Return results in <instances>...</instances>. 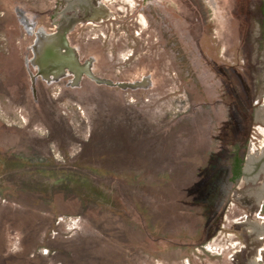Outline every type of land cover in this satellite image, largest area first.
<instances>
[{
	"label": "rangeland",
	"instance_id": "rangeland-1",
	"mask_svg": "<svg viewBox=\"0 0 264 264\" xmlns=\"http://www.w3.org/2000/svg\"><path fill=\"white\" fill-rule=\"evenodd\" d=\"M263 16L264 0H0V264L264 263V214L241 200L261 184ZM62 17L90 75L35 56Z\"/></svg>",
	"mask_w": 264,
	"mask_h": 264
},
{
	"label": "flooded vegetation",
	"instance_id": "flooded-vegetation-1",
	"mask_svg": "<svg viewBox=\"0 0 264 264\" xmlns=\"http://www.w3.org/2000/svg\"><path fill=\"white\" fill-rule=\"evenodd\" d=\"M99 14V13H97ZM71 18H66V17H62V20L61 22H69ZM29 20L26 19L25 23L27 22V25H30V24H33V23H28ZM264 16H263V20H262V28L264 29ZM68 23H66L62 28H65V26H67ZM77 24V21L73 24L72 28L67 31L66 35H65V45L63 46L64 47V53H66V65L62 68V70H58L56 71L55 73L56 74H61V75H64V74H69V73H72L73 71H77L79 72L81 75L84 74V75H88L86 74L87 70H91V63L93 62L92 59L90 62L89 59H85V58H80L78 55L76 56L73 51H71L73 48L70 46V40H69V34H71L72 30H74V26ZM56 27V26H55ZM58 27V26H57ZM57 27L55 29H52V31H57ZM54 31V32H55ZM48 42L50 43V41H47V44ZM53 42V40H52ZM39 46V44H38ZM49 47V46H48ZM62 47V48H63ZM78 50V49H77ZM43 46L42 47H39V52H34L35 53V56H41L42 58V55L44 56L43 54ZM79 51V50H78ZM41 53V54H40ZM62 53V52H61ZM78 57V59H77ZM48 62L50 60H47ZM51 62V61H50ZM79 65V66H77ZM93 65V63H92ZM58 72V73H57ZM76 72V73H77ZM55 77V76H54ZM72 82V81H71ZM239 158V156H238ZM246 161H248L247 159H245V162L241 165V175L240 177H238L237 179H231V181H238V180H243L244 178H242L243 176H245V174L247 173L246 172ZM230 167H231V164H230ZM250 173L251 175L249 176L250 178V181L248 182H254L253 184H256L258 183V180L261 178V180L259 181V183L261 182V184H257V188H253V189H249L248 191H252L253 194H252V197L249 196L247 194H245L246 197L248 198H244V199H241L245 208H247V210H252L255 206L256 207H259L258 209V214H264V157L260 158L259 160H256V162L254 164H252L251 166V170H250ZM255 192H260L258 194H255ZM258 215V216H259ZM244 215L240 214L239 216H236V219H238L239 217L242 218ZM258 218H263L264 219V215L263 216H259ZM245 223H247V220L245 221ZM257 227L256 230H263L264 232V221H261L260 225L256 226ZM243 228V226H242ZM254 233V231H253ZM222 240V239H221ZM248 255L246 254V257L250 256V251H248ZM257 260H260V261H263V258L261 259H257ZM250 263H254L252 261V259H249ZM255 264V263H254ZM258 264V263H257ZM264 264V263H262Z\"/></svg>",
	"mask_w": 264,
	"mask_h": 264
},
{
	"label": "water",
	"instance_id": "water-1",
	"mask_svg": "<svg viewBox=\"0 0 264 264\" xmlns=\"http://www.w3.org/2000/svg\"><path fill=\"white\" fill-rule=\"evenodd\" d=\"M75 22H76V20L71 18L69 20L67 26H65V28H62V26L61 27L58 26L57 31H55L51 34H46L44 32L37 34V37H39V41H38V43L37 42L36 43L39 44V46L37 44H35L34 52L36 50H39V47L43 46L42 52H43L44 56L42 55V58H43L42 62L44 64H48L49 67L55 71L56 70L57 71L62 70V68L67 64L65 61L66 60V53H64V47H63L65 45V35H66L67 31H69L72 28V26ZM50 40L51 41L53 40V42L47 44V41H50ZM51 46H53V48H51ZM45 51H46V53H45ZM47 60H50L51 62H48ZM88 75H90V73Z\"/></svg>",
	"mask_w": 264,
	"mask_h": 264
},
{
	"label": "trees",
	"instance_id": "trees-1",
	"mask_svg": "<svg viewBox=\"0 0 264 264\" xmlns=\"http://www.w3.org/2000/svg\"><path fill=\"white\" fill-rule=\"evenodd\" d=\"M264 24V23H263ZM236 150L234 151V154L231 158V167H230V171H231V179H237L238 177H240L241 175V165H242V160H240L236 154ZM20 170H22L20 168ZM35 177V176H34ZM33 178V177H31ZM30 177L28 176L26 181H30Z\"/></svg>",
	"mask_w": 264,
	"mask_h": 264
},
{
	"label": "bare ground",
	"instance_id": "bare-ground-1",
	"mask_svg": "<svg viewBox=\"0 0 264 264\" xmlns=\"http://www.w3.org/2000/svg\"><path fill=\"white\" fill-rule=\"evenodd\" d=\"M52 42V41H51ZM50 42V43H51ZM49 43V42H48ZM50 46V45H49ZM51 48H53V46H51ZM50 50V49H49ZM45 53H46V51H45ZM50 62V61H49ZM253 163V162H252ZM258 258H255V259H253V261H256ZM255 263V262H254Z\"/></svg>",
	"mask_w": 264,
	"mask_h": 264
},
{
	"label": "built area",
	"instance_id": "built-area-1",
	"mask_svg": "<svg viewBox=\"0 0 264 264\" xmlns=\"http://www.w3.org/2000/svg\"><path fill=\"white\" fill-rule=\"evenodd\" d=\"M61 221H63V219H59L57 223H59V224H60V223H61ZM68 226H69V225H68Z\"/></svg>",
	"mask_w": 264,
	"mask_h": 264
}]
</instances>
